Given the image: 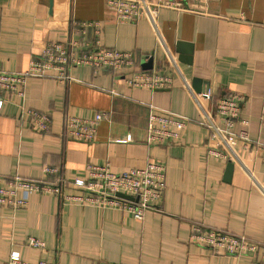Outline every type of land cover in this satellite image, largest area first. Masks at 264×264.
I'll list each match as a JSON object with an SVG mask.
<instances>
[{"label":"crops","instance_id":"0c3cea01","mask_svg":"<svg viewBox=\"0 0 264 264\" xmlns=\"http://www.w3.org/2000/svg\"><path fill=\"white\" fill-rule=\"evenodd\" d=\"M179 1L184 8L159 7L151 16L120 22L107 0H0V70L25 71L51 41H77L81 50L100 45L135 58L132 67L119 70L76 66L69 82L28 77L22 99L3 94L0 175L80 194L71 182L87 165L107 164L113 172L150 159L165 165L162 197L141 220L51 193L31 194L24 207L0 206V264L12 251L27 261L56 264H254L264 254V0ZM84 21L98 22V37L92 27H80ZM142 71L170 76L171 85L125 83ZM207 88L211 98L199 108L190 90ZM228 92L241 98L228 129L249 138L234 139L235 161L207 153L209 130L201 124L203 112ZM23 109L48 112L49 129L38 130ZM159 109L189 121L178 138L148 143V116L163 115ZM94 112L103 115L95 138L70 137L65 117ZM156 127L175 129L160 122ZM192 224L244 235L259 248L235 257L193 244ZM29 237L45 246L30 247Z\"/></svg>","mask_w":264,"mask_h":264},{"label":"built area","instance_id":"2783aa9c","mask_svg":"<svg viewBox=\"0 0 264 264\" xmlns=\"http://www.w3.org/2000/svg\"><path fill=\"white\" fill-rule=\"evenodd\" d=\"M107 7L116 15L120 22L135 21L145 16H151L159 7L184 8L179 0H107ZM96 21H84L80 27H92L93 33L98 37L99 27ZM98 41L95 42V45ZM77 41L61 42L51 41L46 43L42 53L33 58L25 71L12 72L0 70V109L8 99L3 95L10 93L22 99L23 86L28 77H52L60 82H69L74 79L71 69L86 65L95 71L108 68L119 70L130 68L134 65V55L129 51L103 48L100 45L88 49H79ZM171 77L155 71L132 72L125 78V83L132 87H147L151 89L165 88L171 85ZM189 88V87H188ZM190 90V89H189ZM190 95L195 105L201 107L202 99H210L211 91L190 90ZM240 96L228 92L219 98L211 112H203L201 124L208 128L209 139L207 153L211 156L236 160V154L232 143L239 138L245 143L249 141L246 133H232L228 127L238 117ZM153 107V106H152ZM157 110V108H155ZM166 114L150 112L147 120L148 143L161 141L165 138L176 139L179 131L189 121L184 115L159 109ZM158 110V111H159ZM34 126L40 131H47L51 123L48 112H40L33 109H23ZM213 115L221 119L225 128H221L215 122ZM103 115L94 112L90 117L79 115H67L65 117L67 131L70 137L92 141L97 132V126ZM172 124L174 130L159 129L157 123ZM44 172H55V169L45 168ZM72 185L80 191V194H63L60 185L42 183L32 179H26L20 175H0V206H8L12 209L24 207L28 203L31 194L51 193L63 197L65 201L75 202L81 205H94L101 208L114 207L129 212L134 218L141 220L148 210H155L157 202L162 197L165 188V165L158 160H148L143 167L129 168L121 172H113L105 165H87L85 174L76 177ZM123 195V196H122ZM127 195L130 198L125 197ZM189 242L208 247L215 251L239 257L249 252H255L259 244L249 240L244 235L204 227L192 224L188 234ZM28 245L34 248H43L44 241L28 238ZM7 264H56L54 260L27 261L20 257L17 251H12L8 256ZM254 264H264V254L259 256Z\"/></svg>","mask_w":264,"mask_h":264},{"label":"water","instance_id":"95a60500","mask_svg":"<svg viewBox=\"0 0 264 264\" xmlns=\"http://www.w3.org/2000/svg\"><path fill=\"white\" fill-rule=\"evenodd\" d=\"M51 1V0H50ZM123 196V195H122ZM125 197H127V198H130L131 199V197H128L127 195H124Z\"/></svg>","mask_w":264,"mask_h":264}]
</instances>
